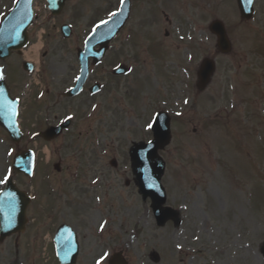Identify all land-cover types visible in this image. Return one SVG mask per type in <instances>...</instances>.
<instances>
[{
	"label": "rangeland",
	"instance_id": "374dc122",
	"mask_svg": "<svg viewBox=\"0 0 264 264\" xmlns=\"http://www.w3.org/2000/svg\"><path fill=\"white\" fill-rule=\"evenodd\" d=\"M16 1L0 0V22ZM120 3L67 0L54 19L46 0H38L30 46L0 61L24 102L25 135L16 149L0 129V180L11 176L17 150L36 154L35 178L14 177L34 198L29 223L0 242V264H59L53 238L62 224L78 236L77 264H96L108 253L107 264L118 252L128 264H264V0L254 1L249 21L241 20L236 0H131L130 20L111 44L103 72L86 86L97 83L101 92L63 100L76 81V49ZM215 20L225 25L228 56L218 54L208 30ZM63 23L73 30L67 41L59 36ZM38 45L29 61L26 53ZM207 58L216 72L200 93L197 72ZM24 62L36 72L25 73ZM120 65L128 76H112ZM159 112L172 119L170 142L158 152L162 186L166 206L180 218L162 227L150 200H142L129 158L133 144L152 140L148 124ZM68 117L73 125L61 138H33Z\"/></svg>",
	"mask_w": 264,
	"mask_h": 264
},
{
	"label": "water",
	"instance_id": "95a60500",
	"mask_svg": "<svg viewBox=\"0 0 264 264\" xmlns=\"http://www.w3.org/2000/svg\"><path fill=\"white\" fill-rule=\"evenodd\" d=\"M254 0H237L242 19L249 20L253 16ZM65 0H50L51 10L58 15L63 8ZM32 0H19L13 12L2 22L0 28V59L4 60L10 56L11 50H17L26 43V28L31 23ZM55 6V7H53ZM130 13V3L126 1L120 13L113 19L101 26L87 43L85 53L79 57L82 61V77H87V60L94 58L97 64L108 49L109 43L117 36L126 24ZM209 30L217 37V47L222 54L231 50L224 25L213 22ZM100 46L101 50L95 52L94 48ZM27 66H25L26 68ZM215 71L213 62L205 60L200 68L198 77V89L203 91L209 84ZM128 70L125 67L119 68L114 75H125ZM98 91L94 88L93 92ZM16 103L9 100V92L5 84L0 81V126L9 134L11 140L18 144L21 135L16 126ZM67 125H65V128ZM62 128L50 129L41 137L50 141L60 135ZM155 141L149 145L136 146L132 153V160L135 168V175L143 199L148 197L153 202V211L159 226H163L168 219L175 218L171 210H161L166 202L165 193L160 185V179L164 172L163 163L157 158V152L166 145L170 139L169 119L165 115H158L153 126ZM15 173L30 175L32 171V156L30 154H19L14 160ZM58 169V168H56ZM28 199L20 193L10 180L6 190L0 196V221L1 238L5 239L15 233H20L25 225V211L28 206ZM57 258L60 264H76L78 256V243L74 233L68 227H62L55 238ZM155 261L158 258L153 256ZM109 264H127L121 254L114 255Z\"/></svg>",
	"mask_w": 264,
	"mask_h": 264
},
{
	"label": "snow or ice",
	"instance_id": "6c2138e0",
	"mask_svg": "<svg viewBox=\"0 0 264 264\" xmlns=\"http://www.w3.org/2000/svg\"><path fill=\"white\" fill-rule=\"evenodd\" d=\"M124 3V0H121V4H123ZM112 16H115V15H117V13H112L111 14ZM102 24H104V23H107V21H102L101 22ZM98 27H100V25H97V28ZM4 77H3V69H0V79H3ZM77 79H79V77H77ZM184 103H188V101L187 100H185L184 101ZM178 115H179V113H177ZM67 119H71V117H68ZM152 127H153V124L152 123H149L148 124V129H152ZM149 143H151L150 141H149ZM8 179H9V176H5L4 178H3V180H0V183H6L7 181H8ZM178 247H179V245H178ZM108 253H105L101 258H100V260H98L97 262H96V264H103V261L105 260V259H107V257H108Z\"/></svg>",
	"mask_w": 264,
	"mask_h": 264
},
{
	"label": "bare ground",
	"instance_id": "6f19581e",
	"mask_svg": "<svg viewBox=\"0 0 264 264\" xmlns=\"http://www.w3.org/2000/svg\"><path fill=\"white\" fill-rule=\"evenodd\" d=\"M40 48H41V45L32 47V49L28 53H26L27 59L28 60H32L33 57H35V56H31L33 53L37 56L38 51L40 50Z\"/></svg>",
	"mask_w": 264,
	"mask_h": 264
},
{
	"label": "flooded vegetation",
	"instance_id": "af4514ba",
	"mask_svg": "<svg viewBox=\"0 0 264 264\" xmlns=\"http://www.w3.org/2000/svg\"><path fill=\"white\" fill-rule=\"evenodd\" d=\"M100 69V70H99ZM97 71H100V72H103V68L101 67V68H98L97 69ZM86 90H87V87H86ZM84 92V91H83ZM68 102H72V101H68ZM59 124H61V123H59ZM73 124V121H71V125Z\"/></svg>",
	"mask_w": 264,
	"mask_h": 264
}]
</instances>
